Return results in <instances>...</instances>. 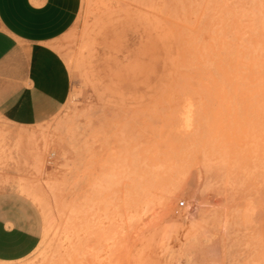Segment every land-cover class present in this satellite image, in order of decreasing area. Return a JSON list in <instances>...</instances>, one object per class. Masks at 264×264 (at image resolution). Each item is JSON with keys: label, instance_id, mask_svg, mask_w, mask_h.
<instances>
[{"label": "rangeland", "instance_id": "rangeland-1", "mask_svg": "<svg viewBox=\"0 0 264 264\" xmlns=\"http://www.w3.org/2000/svg\"><path fill=\"white\" fill-rule=\"evenodd\" d=\"M76 11L62 103L0 116V193L40 236L0 264H264V0Z\"/></svg>", "mask_w": 264, "mask_h": 264}, {"label": "crops", "instance_id": "crops-1", "mask_svg": "<svg viewBox=\"0 0 264 264\" xmlns=\"http://www.w3.org/2000/svg\"><path fill=\"white\" fill-rule=\"evenodd\" d=\"M79 0H0V116L14 126L48 119L62 103L70 79L54 48L74 24ZM14 200L0 193V261L25 258L40 236L23 225Z\"/></svg>", "mask_w": 264, "mask_h": 264}, {"label": "built area", "instance_id": "built-area-1", "mask_svg": "<svg viewBox=\"0 0 264 264\" xmlns=\"http://www.w3.org/2000/svg\"><path fill=\"white\" fill-rule=\"evenodd\" d=\"M183 204H184V201H181V202H180V205H183Z\"/></svg>", "mask_w": 264, "mask_h": 264}, {"label": "bare ground", "instance_id": "bare-ground-1", "mask_svg": "<svg viewBox=\"0 0 264 264\" xmlns=\"http://www.w3.org/2000/svg\"><path fill=\"white\" fill-rule=\"evenodd\" d=\"M232 42V41H231ZM260 54V53H259ZM248 55V54H247ZM230 81V80H229Z\"/></svg>", "mask_w": 264, "mask_h": 264}]
</instances>
